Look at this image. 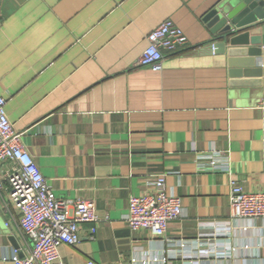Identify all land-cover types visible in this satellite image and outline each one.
<instances>
[{
	"label": "crops",
	"instance_id": "1",
	"mask_svg": "<svg viewBox=\"0 0 264 264\" xmlns=\"http://www.w3.org/2000/svg\"><path fill=\"white\" fill-rule=\"evenodd\" d=\"M216 1L0 0L10 125L57 199H82L97 215L92 238L85 223L76 244L59 247L64 264H264V225L232 219L228 200L229 177L264 192V74L259 86L229 85L202 20ZM164 19L187 43L163 51L154 72L138 59ZM252 34L263 49L264 22ZM258 61L264 69L263 53ZM212 158L229 171H212ZM162 175L182 208L163 242L125 222L128 197ZM17 216L1 192L0 264L27 252Z\"/></svg>",
	"mask_w": 264,
	"mask_h": 264
},
{
	"label": "built area",
	"instance_id": "2",
	"mask_svg": "<svg viewBox=\"0 0 264 264\" xmlns=\"http://www.w3.org/2000/svg\"><path fill=\"white\" fill-rule=\"evenodd\" d=\"M146 41L138 63L159 72L164 58L162 52L178 50L187 43V37L172 20L164 19L148 33ZM4 106L5 100L0 97V193L6 192L8 204L18 214L13 223L27 242L26 254L19 256V248H15L9 261L11 264H64L59 247L76 244L81 225L85 223H90L89 237H93L97 221L95 208L79 198L68 204L57 199L33 157L21 145L20 134L11 127ZM258 106L264 110V96ZM207 164L212 171H229L214 158L208 159ZM228 182L230 217L259 221L264 225V192H247L232 177ZM149 184L150 192L128 197L125 222L131 231L146 230L153 238L163 242L169 222L181 216V202L168 191L163 175ZM10 218H13L11 214ZM6 224L9 225L8 222ZM86 264L98 263L90 260ZM109 264L147 262L131 257L126 262Z\"/></svg>",
	"mask_w": 264,
	"mask_h": 264
},
{
	"label": "water",
	"instance_id": "3",
	"mask_svg": "<svg viewBox=\"0 0 264 264\" xmlns=\"http://www.w3.org/2000/svg\"><path fill=\"white\" fill-rule=\"evenodd\" d=\"M202 20L212 36V51L226 56L229 85L259 86L261 79L256 77L264 69L258 58L264 48L251 30L264 22V0H218Z\"/></svg>",
	"mask_w": 264,
	"mask_h": 264
}]
</instances>
